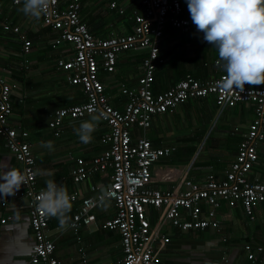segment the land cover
<instances>
[{
	"label": "crops",
	"instance_id": "0c3cea01",
	"mask_svg": "<svg viewBox=\"0 0 264 264\" xmlns=\"http://www.w3.org/2000/svg\"><path fill=\"white\" fill-rule=\"evenodd\" d=\"M110 1L81 0L80 17L97 38L131 33L134 25L133 11L143 10L139 3L132 0H117L118 5L125 9L123 13H119L117 8L110 6ZM22 6L23 0L17 5L12 4L10 0H0V75L12 89L11 122L20 124L29 132L28 141L36 157L37 184L42 186L48 179L63 181L68 192L77 193L78 199L72 201V209L68 214L72 218L81 199L100 192L110 180L111 172L108 170L93 173L78 184H74L70 179L71 168L77 157L89 161L103 150L100 135L107 127L100 121L97 130L92 133L91 143L87 145L79 141L74 128L79 127L82 121L89 120L90 115L81 119L66 120L57 136L47 127V122L56 108L69 106L63 105L67 102H83L85 95L79 85H72L65 79V70L56 68L59 58L66 59L74 53L72 46L62 42L58 47H52L51 41L57 35L54 30H47L36 39L30 38L31 32H36L43 26L41 19L34 20L19 11ZM6 22L18 26L21 32L31 39L32 47L29 53L22 55L17 34L3 30L2 25ZM167 27L172 28L170 25ZM174 30L166 33L161 45V57L164 60L155 72L152 85L154 93L171 88L187 74L204 80L223 73L221 68L214 65V61L219 58L217 49L208 43L200 42L202 33L197 32L195 26L182 35ZM183 35L187 37L184 39ZM179 36L180 39H177ZM55 49L57 53L52 52ZM145 53L144 50L122 51L118 54L113 72H100L105 93L115 108L122 109L127 101V96L121 93L122 87L137 86ZM30 54L33 61L28 60ZM119 67L126 71L132 70V83L127 85L126 82H121L120 97L112 99L113 77L122 73ZM69 89L71 91L67 92ZM191 108L193 114L190 113ZM42 114L44 115L41 117ZM196 117L204 121L202 131L192 129V121ZM252 117L250 105L244 102L227 106L218 113V107L211 95L189 98L172 111L154 115L151 126L145 130V136L154 147L175 146V150L152 164L151 186L167 189L188 169L185 168L186 164L184 167H180V164L177 168L172 166L174 160L171 156L178 151L179 143L183 144V156L190 154L187 160H190L195 152L191 168L188 170L189 176L199 182H204L208 173L217 178L223 177L235 158L238 144L243 139ZM163 131L167 133V139L159 134ZM212 132L214 135L211 137L209 150L207 149L209 153L197 162L194 159L199 153V148H202V142L207 135L211 136ZM133 134L137 136L139 130L133 129ZM49 140L54 143L52 151L42 147V142ZM257 150L258 161L248 176L264 183V166L259 165L264 162V140L258 143ZM0 161H7L9 167L20 170L18 161L7 150L2 139ZM255 166L259 171L254 169ZM174 169L179 176L173 178ZM93 184L96 191L90 189ZM7 199V205L0 206V219L5 218V222H0V264H30L34 238L27 200L14 196ZM216 211L218 226L210 225L204 229L183 231L167 224L163 232L169 236V241L160 249L161 264H256L248 260L243 245L249 243L256 247L264 243V201L254 208L253 218H250L239 204L230 206L223 202ZM114 213L112 201L106 210L96 206L90 211L92 222L89 225L79 223L77 229L61 228L55 217H49L48 229L55 240L54 256L59 264H107L119 259L122 256L119 233L102 227V223ZM149 215L153 222L155 218L151 217L156 215V212L152 211ZM58 229L60 230L57 231ZM257 255V262L264 263V253Z\"/></svg>",
	"mask_w": 264,
	"mask_h": 264
},
{
	"label": "built area",
	"instance_id": "2783aa9c",
	"mask_svg": "<svg viewBox=\"0 0 264 264\" xmlns=\"http://www.w3.org/2000/svg\"><path fill=\"white\" fill-rule=\"evenodd\" d=\"M132 1L139 3L143 9L133 11V31L97 38L81 20V0H52L48 13L40 18L41 23L57 34L51 41L52 47H58L62 42L72 46L74 53L66 59L59 58L56 68L66 71L65 79L70 84L81 87L85 100L56 108L47 127L57 136L60 127L68 119L76 120L90 115L89 109L96 114L100 111L105 113L106 118L101 122L107 128L100 135L103 150L89 161L77 157L71 168L70 179L78 184L93 173L106 170L111 172L105 189L111 188L117 194L111 199L115 213L102 223V227L119 233L122 256L107 264H161L160 249L169 241V236L163 232L167 224L183 231L218 226L216 210L223 202L230 206L241 205L245 213L253 218L254 208L264 201V183L248 176L258 161L257 145L264 140V85H245L244 92L226 93L218 83L226 74L224 72L204 80L187 74L171 88L154 93L152 85L155 72L164 60L161 57L164 28L170 25L180 33L190 30V19L182 15L188 8L187 2ZM10 2L18 4L16 0ZM109 4L117 8L119 13L125 10L118 5L117 0H111ZM2 28L18 35L23 56L30 52L32 41L18 26L6 22ZM126 50H144L146 53L142 59V74L137 79V86L122 87L121 93L127 96V101L122 109H118L108 100L100 72H113L118 54ZM216 61L214 65L218 67ZM11 90L9 83L0 75V138L18 161L20 170L29 178L28 183L22 185L14 195L27 200L34 238L29 263L59 264L54 256L55 240L48 229L49 217L44 216L36 207L35 197L45 189L46 184H37L36 157L27 140L28 131L9 121L13 114ZM209 95L214 98L218 113L227 106L241 102L249 104L253 112L244 137L238 144L235 158L224 176L217 178L208 173L204 182H199L189 176V169H186L167 189L151 186L152 164L175 150V146L154 147L145 136L152 117L174 110L189 98ZM133 129L139 130L137 136H134ZM55 182L64 185L63 181ZM90 189L96 191L95 184ZM68 193L72 201L78 199L76 192ZM99 194L98 191L81 199L68 228L77 229L79 223L89 225L92 222L90 211L99 206ZM7 202L8 199L0 198V206L5 207ZM152 211L156 212L153 222L149 215ZM0 222H5V218H1ZM243 248L248 260L264 264L257 262V253H264V243L256 247L246 243Z\"/></svg>",
	"mask_w": 264,
	"mask_h": 264
},
{
	"label": "clouds",
	"instance_id": "9594fccd",
	"mask_svg": "<svg viewBox=\"0 0 264 264\" xmlns=\"http://www.w3.org/2000/svg\"><path fill=\"white\" fill-rule=\"evenodd\" d=\"M19 4L20 0H16ZM192 23L202 33V41L218 51L216 64L225 75L218 82L226 93L244 92L245 85H264V0H186ZM52 0H23L19 9L25 16L39 20L46 15ZM90 119L74 128L82 144L92 141V133L106 118L89 109ZM20 125V124H19ZM21 126V125H20ZM24 128V127H23ZM29 136V132H28ZM1 139V138H0ZM28 140V138H27ZM29 142V141H28ZM30 144V143H29ZM42 147L54 150L53 141L42 142ZM7 169V171H5ZM28 176L21 170L0 161V198L14 196ZM111 188H102L97 202L106 210L116 197ZM36 207L46 217H55L61 228L70 226L72 198L63 184L48 179L46 187L36 197Z\"/></svg>",
	"mask_w": 264,
	"mask_h": 264
},
{
	"label": "rangeland",
	"instance_id": "374dc122",
	"mask_svg": "<svg viewBox=\"0 0 264 264\" xmlns=\"http://www.w3.org/2000/svg\"><path fill=\"white\" fill-rule=\"evenodd\" d=\"M179 35H182V34H179ZM200 35V34H199ZM199 35H197V36H199ZM203 35V34H202ZM187 36H185V35H183V38L185 39ZM177 39H180V36L177 38ZM200 42H203L202 41V38H201V40H200ZM206 43V42H205ZM53 53H57L58 51L55 49V50H53L52 51ZM51 52V53H52ZM32 54H30L29 55V57H28V60L29 61H33V59H32ZM48 63H49V61H48ZM119 69L121 70V72L122 73H118V75H115V77H113V92L111 93V98L112 99H117L118 97H120V87H119V84L121 83V82H126L127 83V85H131V79H130V77H131V72H132V70H129V71H126V70H124V68L122 69V67H119ZM129 69V68H128ZM131 71V72H130ZM71 91V89H69L67 92H70ZM182 111L183 112H186L184 109H182ZM190 113L191 114H193L194 113V111H193V109L191 108V110H190ZM44 114H42L41 115V117L43 116ZM204 118H206V116H203ZM193 123H194V125L192 126V129H194V130H199V129H201V131L203 130L202 128H203V123H204V121L202 120V119H199V118H193V121H192ZM191 122V123H192ZM188 128H186V130H187ZM188 131V130H187ZM159 134L161 135V136H163L164 138H168L167 137V133L165 132V131H163V132H159ZM207 134V133H206ZM205 134V135H206ZM205 135L203 136V138L205 137ZM214 135V132H212L211 133V136H209V135H207L206 136V139H205V141L203 140V138H202V140L204 141V142H202V140H201V142H202V148L200 149L199 148V153H198V155L195 157V159L194 160H197V162H199L200 161V159H202V158H204V157H206V155H208V153H209V145H210V142H211V137ZM208 136H209V139H208ZM201 142H200V144H201ZM200 144H198V146H200ZM179 145H180V147H179V149H178V151L177 152H175L172 156H171V158L174 160L173 161V163H172V166H174V168L176 167L177 168V166L180 164V167H184V165L186 164V166H185V168H188V169H190L191 168V160H192V157H193V155H194V153L192 154V156L190 157V160H187V158H188V156L190 155V154H188V155H184L183 156V148H182V143L180 144L179 143ZM198 146H197V148H198ZM196 148V149H197ZM208 149V150H207ZM262 159V158H261ZM264 160V159H263ZM261 167L262 166H264V162H262L261 164H259ZM254 169H257L258 170V167L257 166H255V168ZM259 171V170H258ZM179 175L176 173V171H175V169L173 170V178L174 177H178ZM152 214H154V213H152ZM155 216L156 215H153L151 218L152 219H154L155 218Z\"/></svg>",
	"mask_w": 264,
	"mask_h": 264
},
{
	"label": "trees",
	"instance_id": "16d2710c",
	"mask_svg": "<svg viewBox=\"0 0 264 264\" xmlns=\"http://www.w3.org/2000/svg\"><path fill=\"white\" fill-rule=\"evenodd\" d=\"M184 2L186 3V0H184ZM81 3V2H80ZM17 5V4H16ZM79 13H80V11H79ZM182 15L183 16H185V17H189V19H190V21H191V28H190V30L195 26L193 23H192V20H191V17H190V13H189V11H188V8L186 9V10H184L183 11V13H182ZM82 20V22H84L83 21V19H81ZM85 23V22H84ZM168 25H166L165 26V28H164V35H166V33H168V31H172V30H174L173 28H170V27H167ZM88 27V26H87ZM92 28V27H91ZM47 30H53V29H51L50 27H44L43 26V28H39L36 32H31L30 33V38H32V39H36V38H38V37H41L42 35H44L46 32H47ZM89 30H90V28H89ZM91 31V30H90ZM175 31V30H174ZM177 31V30H176ZM178 32V34H179V31H177ZM176 32V33H177ZM181 34H186V33H181ZM194 60V59H193ZM186 76V75H185ZM184 76V77H185ZM73 103V102H72ZM72 103H66V104H63V105H70V104H72ZM9 121L11 122V117L9 118ZM11 123H13V122H11ZM13 124H15V123H13ZM207 140V139H206ZM30 148H31V146H30ZM32 150V149H31ZM256 152H257V155H258V150H256ZM194 163V162H193Z\"/></svg>",
	"mask_w": 264,
	"mask_h": 264
}]
</instances>
